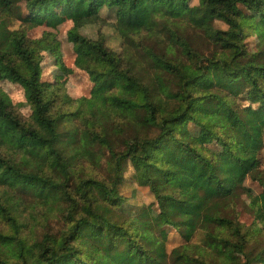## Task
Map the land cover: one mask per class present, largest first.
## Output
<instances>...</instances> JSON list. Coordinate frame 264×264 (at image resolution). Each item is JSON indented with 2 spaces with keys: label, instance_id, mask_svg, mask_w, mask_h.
Returning a JSON list of instances; mask_svg holds the SVG:
<instances>
[{
  "label": "trees",
  "instance_id": "16d2710c",
  "mask_svg": "<svg viewBox=\"0 0 264 264\" xmlns=\"http://www.w3.org/2000/svg\"><path fill=\"white\" fill-rule=\"evenodd\" d=\"M188 1L23 0L18 21L12 1L0 0V81L19 85L32 113L0 86V264H264V224L241 221L236 208L246 178L264 189V0ZM201 8L225 27L198 23ZM103 9L120 52L101 32H80ZM54 11L72 24L88 97L42 81L40 48L57 53L59 42L27 31ZM252 34L260 48L241 63ZM128 166L155 215L121 194ZM163 227L182 239L169 251Z\"/></svg>",
  "mask_w": 264,
  "mask_h": 264
},
{
  "label": "rangeland",
  "instance_id": "374dc122",
  "mask_svg": "<svg viewBox=\"0 0 264 264\" xmlns=\"http://www.w3.org/2000/svg\"><path fill=\"white\" fill-rule=\"evenodd\" d=\"M11 1L13 3V13L16 19L20 21L19 18L26 13L23 0ZM188 5L192 9H195L198 7L199 1L189 0ZM241 9L246 17L257 18L256 15L246 12L243 8ZM101 17L102 19L98 20L96 23L87 24L82 27L80 32L90 38H96L98 32H101L105 37V44L115 52H120L123 45L121 42L122 40L114 27V15L111 11L103 9L101 11ZM195 19L198 23H205L221 28L225 27L222 22L213 18L209 10H205L203 8H201L198 14L195 15ZM71 25V22L63 18L58 11H54L50 15L42 17L40 20L34 22L32 27L27 31V34L30 38L36 39L44 33L50 32L59 42L57 48V53L59 54L58 62L56 61L58 54L53 48L48 46L40 48V53L43 56L41 63L42 81L63 84L67 93L74 98L81 96L88 97L90 95L93 82L84 71L79 70L74 66L75 54L72 44L67 40V31ZM188 33L194 35L196 39L200 38L197 42L200 46L205 48V45L202 42L203 33L201 31L197 29H189ZM246 43L248 46V55L245 58L240 59L241 63L252 60L253 55L260 48L259 41L253 34L248 36ZM61 65L65 67V70L62 69ZM0 86L7 92L17 110L25 117L31 118V109L25 100L23 89L19 85L8 81H0ZM188 129L194 137H196L204 144L205 147L209 149V151L216 154L219 158L224 157L222 149L219 148L213 140L206 135H203L202 132L193 128L191 125L188 126ZM97 171H99V169ZM130 173L131 167L128 166L124 176V183L121 187V194L127 198L128 202L132 204L133 207L144 204L147 206L149 212L152 215H155V203L148 188L136 185L131 180ZM243 188L244 191L242 192L240 198L236 200V208L239 212V218L247 224L256 221L257 225L262 226L264 224V220L260 207L264 206V189H262L256 182L251 181L249 178L244 180ZM222 214L225 217L233 218V212L229 208L224 210ZM158 237L165 242L168 251L182 242L179 233L175 229L169 227H163L159 232ZM227 257L233 260H239L240 258L233 250L227 252Z\"/></svg>",
  "mask_w": 264,
  "mask_h": 264
}]
</instances>
